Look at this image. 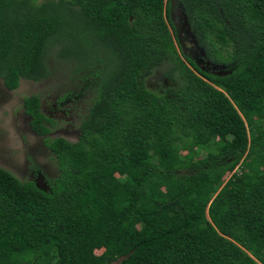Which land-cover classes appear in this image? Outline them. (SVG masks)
I'll return each instance as SVG.
<instances>
[{"label": "trees", "instance_id": "obj_1", "mask_svg": "<svg viewBox=\"0 0 264 264\" xmlns=\"http://www.w3.org/2000/svg\"><path fill=\"white\" fill-rule=\"evenodd\" d=\"M170 1L0 0L5 89L53 55L101 74L76 142L23 99L59 173L46 192L0 168V264H264V0H179L225 75L180 58Z\"/></svg>", "mask_w": 264, "mask_h": 264}, {"label": "rangeland", "instance_id": "obj_2", "mask_svg": "<svg viewBox=\"0 0 264 264\" xmlns=\"http://www.w3.org/2000/svg\"><path fill=\"white\" fill-rule=\"evenodd\" d=\"M43 1L49 0H36V3ZM171 5L175 27L172 39L180 58H189L204 72L228 74L230 67L217 66L208 61L203 46L189 28L179 3L172 0ZM48 67L50 74L47 78L40 82L21 80L14 91L5 89L0 80V168L21 182L35 183L46 192L59 171L53 154L43 143L45 137L36 135L30 128V119L22 107L23 99L31 95L39 97L41 112L55 122L49 138L76 142L80 135L79 125L96 96L101 75L99 67L81 69L54 55L48 60ZM177 83L174 73L169 68H162L147 80V87L161 93L165 88H176ZM200 153L201 158L205 157V153ZM235 171L238 172V169Z\"/></svg>", "mask_w": 264, "mask_h": 264}, {"label": "flooded vegetation", "instance_id": "obj_3", "mask_svg": "<svg viewBox=\"0 0 264 264\" xmlns=\"http://www.w3.org/2000/svg\"><path fill=\"white\" fill-rule=\"evenodd\" d=\"M171 2H172V0L170 1V6H171V11H170V18H171V21H172V16H171V12H172V5H171ZM176 2H178L179 3V6H180V10H181V12L183 13V15H185V17H186V20H187V22H188V25H189V28L191 29V31L193 32V30H192V28H191V25H190V22H189V19H188V17H187V15H186V13H185V10H184V7L182 6V4L179 2V0H176ZM172 23H173V21H172ZM174 30H175V27H174ZM194 33V32H193ZM174 34H172V36H173ZM195 35V34H194ZM209 61V60H208ZM210 62V61H209Z\"/></svg>", "mask_w": 264, "mask_h": 264}]
</instances>
